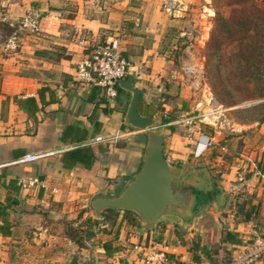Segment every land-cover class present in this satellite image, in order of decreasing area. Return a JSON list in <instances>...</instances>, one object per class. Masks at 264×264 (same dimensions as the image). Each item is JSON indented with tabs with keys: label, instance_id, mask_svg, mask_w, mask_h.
<instances>
[{
	"label": "crops",
	"instance_id": "crops-1",
	"mask_svg": "<svg viewBox=\"0 0 264 264\" xmlns=\"http://www.w3.org/2000/svg\"><path fill=\"white\" fill-rule=\"evenodd\" d=\"M198 1L0 0L1 30L14 29L28 9L39 12L41 27L38 34L19 33L18 46L11 52L3 49L8 33L0 31V205L9 221L8 232H0V264H90L83 261L80 250L86 249L81 242L91 248L94 264H138L144 250L163 245L169 257L166 264L222 263L223 257L211 258L209 247L198 243L196 231L186 243L163 219L152 228H140L117 210L124 225L110 233H96L95 224L117 212L105 215V210L100 219L93 213V218L87 205L123 191L141 167L148 135L124 121L129 91L121 88L107 100L98 87L74 82L76 63L84 56L77 40L117 36L132 70L125 79L140 91L138 112L158 121L164 133L163 153L169 149L164 154L167 161L176 169L179 165L190 168L192 154L214 166L232 150L220 132L197 130L194 141L180 136L176 125L162 116L167 112L172 118L185 111L163 110L157 118L164 104L160 101L169 94H177L180 108L194 93L192 75L185 72L183 63L181 71L173 64L184 54L193 56L189 47L180 46L186 38L196 37L200 16H205L207 6ZM195 103L197 109L201 101ZM244 130L245 137L253 134ZM199 137L204 142L195 151ZM254 143L237 158L240 166L244 158L250 160V173L243 178L233 164L217 185L219 201L227 199V204L241 207L236 215L227 214L230 226L215 239L229 254L243 247L258 229L264 232V143ZM83 146L89 148L88 155L84 151L65 154ZM26 153L48 154L32 162H12ZM202 170L206 172L203 168L193 172ZM236 189L240 195L227 197ZM80 220L87 229L79 239L75 221ZM226 231L233 233L235 242L224 239ZM258 264H264V258Z\"/></svg>",
	"mask_w": 264,
	"mask_h": 264
},
{
	"label": "rangeland",
	"instance_id": "rangeland-1",
	"mask_svg": "<svg viewBox=\"0 0 264 264\" xmlns=\"http://www.w3.org/2000/svg\"><path fill=\"white\" fill-rule=\"evenodd\" d=\"M246 4V8L251 11V9H259L261 12H264V0H248ZM204 4L207 6L205 11V16L201 17V21L198 22L195 28L196 37L186 38V42L181 44L180 47L187 46L192 52V58H188L186 54L180 56V58L176 61L173 66H176V70H180L179 66L181 63L184 65H194L196 70L192 71L191 80H197L200 82L201 86L198 90H194V95L190 94L188 102H185V105H181L183 108L177 106V94H169V98H164V101H160L164 103L162 106H159V113L157 118L160 119V113L163 110H167L168 112H184L187 115L195 116L196 119L200 120V122L195 123V127L193 131L188 134L187 130L181 126L176 125L174 129L179 133L180 136H186L187 138H193L195 141V135L198 133H204L209 129L217 130L221 133V137H223L222 141H227V145L232 146V150L230 152H225L223 157L217 164L211 166V164L207 163L204 160H200V156L192 157V154L188 157V161L191 163V167L187 165H179L177 169L180 173L179 177L190 176L193 171H197L201 168L205 169L206 172L200 171L204 179H206L209 184L208 187L211 188L206 192H201V199L197 203L195 210H193L192 217L185 219L181 216L174 215L172 218H164L162 223L164 225L169 224L171 229L176 231L179 234L180 240H185L184 242H189L190 236L196 231L195 236L199 238L198 243L203 245V247L208 248V252L211 258L220 259L219 257H223L226 260L229 256V253L224 251L223 246L218 244L217 240L218 236L221 235L230 225L228 220V213L233 212L235 215L241 210L239 207L240 204H227V199L225 201L218 200V195L216 197L217 185H221V181L225 179V172L229 173L232 168L231 165L234 166L235 171L240 172L239 174L245 178V176L250 173L249 165L250 160L245 159V164H241L237 158H240V153L245 150H251V147L254 142L264 143V98L254 97L249 99H241L247 94H255L257 95L260 92H264V83L260 81V79L256 78L254 80V84H246L244 81L246 79L247 72L252 75H256V70H261L259 67L260 64H257V68L250 66L247 71L246 67H242V71H246V74L238 79L235 83V86H230L223 89L221 92H217V95L213 93V90L210 85V80L215 74V65L218 61V56L222 55V57H229L232 48L231 47H223V50L215 52L213 54L210 53V49L206 48V41L210 35L211 30L215 25V20L217 19L216 13L219 15L228 17L231 13L232 5L228 4V0H199L198 4ZM0 31L2 32L1 28ZM6 35L4 39L7 37ZM2 37V35L0 36ZM186 37V36H185ZM204 38L203 43L199 41V39ZM222 42L225 39L221 38ZM246 42V39L244 40ZM177 51L181 55L183 54V50L179 49V45L177 46ZM221 53V54H220ZM206 56L209 57V61L206 66ZM225 62V61H224ZM193 66V68H194ZM194 68V69H195ZM221 73L218 76L224 77L228 71V68L225 66H221ZM233 81V80H232ZM175 89H173L172 93ZM216 91H219V87L216 88ZM199 94V95H197ZM198 99H195L197 98ZM222 99L224 102L219 101ZM194 100H200L201 104L196 109V103L194 105ZM233 101L234 105H228L229 101ZM159 116V117H158ZM198 126V128H197ZM252 131L253 134H248L246 136V130ZM198 130V131H197ZM239 135H243L242 138H239ZM232 138V139H231ZM244 146V147H243ZM246 146V148H245ZM168 147L164 151V154H168ZM220 155V153H216ZM202 157V156H201ZM240 179H237L239 181ZM233 193L234 197H237L241 194L239 190H231L227 193V197ZM219 194V193H218ZM226 197V198H227ZM86 210L91 211V215L93 217V208L89 203L86 207ZM136 215V213H135ZM94 218V217H93ZM138 220V226L143 227L140 219L136 215ZM100 224H95V231L102 230L103 232L110 233L113 230H118L120 227L124 225L121 220V212H117L111 216H109L106 220H99ZM76 226V234L78 238H83L84 231L87 229L86 222L84 220L75 221ZM102 225V226H101ZM129 231L133 230L132 228H128ZM197 239V238H195ZM83 248L86 250H80L83 252L82 257L83 261L86 263L94 264L93 254L90 251V247L88 244L81 242ZM189 244V243H188ZM76 256L72 254V259ZM85 264V263H84Z\"/></svg>",
	"mask_w": 264,
	"mask_h": 264
},
{
	"label": "water",
	"instance_id": "water-1",
	"mask_svg": "<svg viewBox=\"0 0 264 264\" xmlns=\"http://www.w3.org/2000/svg\"><path fill=\"white\" fill-rule=\"evenodd\" d=\"M117 84L131 93L125 123L145 130L148 140L141 167L123 191L115 197L93 199L95 218H102L105 210L132 211L144 227L152 228L159 220L174 215L192 217L201 199L200 193L211 189L208 187L211 184L200 172L179 177V171L164 156V133L158 121L138 112L139 89L129 79H118Z\"/></svg>",
	"mask_w": 264,
	"mask_h": 264
},
{
	"label": "built area",
	"instance_id": "built-area-1",
	"mask_svg": "<svg viewBox=\"0 0 264 264\" xmlns=\"http://www.w3.org/2000/svg\"><path fill=\"white\" fill-rule=\"evenodd\" d=\"M40 32L39 12L35 9H28L16 20L15 28L4 39L3 49L7 52L15 51L18 46L19 33L38 34ZM77 44L84 50V56L76 63L74 82L98 87L107 100L115 98L117 80L125 79L132 73L129 60L122 54L119 38L111 36L97 41L91 37H82L77 40ZM188 58H190L189 54ZM193 66L185 64V72L192 74V71L196 70ZM200 86V82L196 80L194 89L198 90ZM162 116L174 125L183 126L188 134L195 127L196 122L192 115L182 114L170 118L167 112H163ZM203 142V137H199L195 151H200ZM46 154L48 153H26L12 162H32ZM263 258L264 232L258 229L251 238L244 242L243 247L231 252L230 259L224 264H258ZM168 261V251L165 245L160 248L150 246L137 259L138 264H166Z\"/></svg>",
	"mask_w": 264,
	"mask_h": 264
},
{
	"label": "trees",
	"instance_id": "trees-1",
	"mask_svg": "<svg viewBox=\"0 0 264 264\" xmlns=\"http://www.w3.org/2000/svg\"><path fill=\"white\" fill-rule=\"evenodd\" d=\"M248 0H228V4L232 5L231 13L228 17H224L216 13L217 19L215 20V25L210 32V35L206 41V48L210 49V53L223 50V47H231V53L229 57L218 56V61L215 67V74L210 80V85L213 90V93L217 95V92H221L223 89L235 86L236 81L242 78L246 71H242V67L245 66L247 71L250 66L257 68V64H260L259 67L261 70H256V75H252L247 72L245 83L254 84L253 79H260L264 83V12L259 9H249L246 8ZM13 29L8 27H2V33L9 35ZM225 39L222 42V39ZM246 39V42L244 41ZM221 54V53H220ZM209 57L206 56V66L209 61ZM225 61V62H224ZM228 68L226 76H218L221 73V66ZM208 68V66H207ZM233 80V81H232ZM219 87V91H216V88ZM121 88L117 85L116 90ZM218 97V95H217ZM254 97L264 98V92H260L257 95L247 94L241 99H249ZM219 101L224 102L222 99ZM233 101H229L228 105H234ZM84 151V154L90 153V150L87 146L76 147L73 150H69L65 154L72 155L76 152ZM85 154V155H86ZM0 232L5 234L8 232L9 221L5 215V209L0 205ZM117 212V210H107V213ZM124 218L129 219L131 222L137 220L136 215L132 211H124ZM229 231L224 233V239L227 241H236V239ZM196 247V244H195ZM206 256L207 253L205 252ZM230 259V254L226 260H223L222 263H226Z\"/></svg>",
	"mask_w": 264,
	"mask_h": 264
}]
</instances>
